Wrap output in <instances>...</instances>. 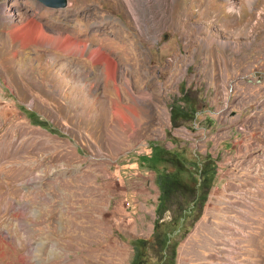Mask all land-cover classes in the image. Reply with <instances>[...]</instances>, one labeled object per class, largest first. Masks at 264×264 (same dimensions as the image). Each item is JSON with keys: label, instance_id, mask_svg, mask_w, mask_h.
Listing matches in <instances>:
<instances>
[{"label": "rangeland", "instance_id": "obj_1", "mask_svg": "<svg viewBox=\"0 0 264 264\" xmlns=\"http://www.w3.org/2000/svg\"><path fill=\"white\" fill-rule=\"evenodd\" d=\"M192 154L215 176L177 264H235L206 238L264 230V0H0V264H130Z\"/></svg>", "mask_w": 264, "mask_h": 264}, {"label": "trees", "instance_id": "obj_2", "mask_svg": "<svg viewBox=\"0 0 264 264\" xmlns=\"http://www.w3.org/2000/svg\"><path fill=\"white\" fill-rule=\"evenodd\" d=\"M169 150L164 148L167 153ZM152 155L148 160L156 170ZM191 156L195 161L191 165L194 166V174L198 175L197 181L188 185L170 173H163L157 178L161 195L154 234L152 238L135 237L130 240L134 250L130 264H177L178 246L201 218L215 176V168L209 157L202 159L198 155ZM170 159L168 155L165 158L167 161ZM167 211L171 213V218L160 223Z\"/></svg>", "mask_w": 264, "mask_h": 264}, {"label": "crops", "instance_id": "obj_3", "mask_svg": "<svg viewBox=\"0 0 264 264\" xmlns=\"http://www.w3.org/2000/svg\"><path fill=\"white\" fill-rule=\"evenodd\" d=\"M55 47L56 48H53L58 50L60 49L59 46ZM249 213V217L251 220L256 219V217L258 216L257 210H252ZM203 214L204 215L196 224H199L200 222L205 224L203 220L206 214ZM237 216L244 217L243 214H238ZM130 220L131 219L129 218L128 222H130ZM239 222L240 221L237 222V225L239 224ZM249 225L250 227L247 229L241 228L242 225H239L237 226L239 227L238 230H235V232L226 230L222 231L220 227L218 229L221 230V232H218L216 237L211 234V231H209L208 229V237L206 238L207 246L210 249L211 246L216 245L214 249L218 250V252L220 251L221 254V248L223 249V247L220 246L222 245L228 247L229 249H233V251H235L234 259L237 260L235 264H264V230L262 228H259L256 222L249 221ZM114 226L119 228L120 230L126 229V227H128L127 224ZM258 228L261 230L258 231ZM201 257V264H213L214 258L210 250L204 249ZM219 263L221 264V262H218V264Z\"/></svg>", "mask_w": 264, "mask_h": 264}, {"label": "bare ground", "instance_id": "obj_4", "mask_svg": "<svg viewBox=\"0 0 264 264\" xmlns=\"http://www.w3.org/2000/svg\"><path fill=\"white\" fill-rule=\"evenodd\" d=\"M130 3H131V2H130ZM8 7H9V6H8ZM131 8H132V10H134L133 7H132V4H131ZM151 8H153V10H154V8H155L154 5H151ZM10 11H11V10H10ZM12 11L15 12L14 7H12ZM30 26H31V25H30ZM30 26H29V27H30ZM27 28H28V27H27ZM34 29H35V28H34ZM21 30H22V31H21ZM37 31H38V30H37ZM126 32H127V31H126ZM13 33H14V34H18V35L21 33L24 37H26V36H27V37H28V36L30 37V36H34V35H36L37 38H40V37H38L39 32H36V33L33 34V32L30 33L29 30H25V31H24V30H23V27H22L21 29H20V28H19V29H18V28H15V29L13 30ZM18 35H15V36H18ZM125 37H126V36H125ZM125 37H124V38H125ZM124 38H123V40H124V42H125L124 44L127 46V48H126V47H125V48L128 49V48L130 47V49H134V47H133V45H132L133 43L130 42V39L126 40V39H124ZM68 39H69V38H68ZM27 40H28V39H27ZM72 40H73V39H72ZM127 41H128V43H127ZM131 41H132V40H131ZM129 42H130V43H129ZM134 45H135V44H134ZM123 46H124V45H123ZM136 50H137V49H136ZM129 51H130V50H129ZM90 52H91V51H90ZM136 52H137V51H136ZM138 52H139V51H138ZM93 54H94V53H93ZM133 54H134V53H133ZM136 54L139 55L138 53H136ZM137 55H136V56H137ZM106 59H108V57H107ZM109 65H110V64H109ZM110 67H112V68L114 69V68H115V65H111Z\"/></svg>", "mask_w": 264, "mask_h": 264}, {"label": "water", "instance_id": "obj_5", "mask_svg": "<svg viewBox=\"0 0 264 264\" xmlns=\"http://www.w3.org/2000/svg\"><path fill=\"white\" fill-rule=\"evenodd\" d=\"M44 6L50 8H63L67 5V0H38Z\"/></svg>", "mask_w": 264, "mask_h": 264}]
</instances>
